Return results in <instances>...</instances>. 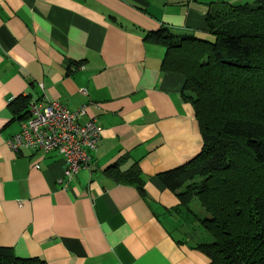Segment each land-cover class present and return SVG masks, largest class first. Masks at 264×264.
I'll return each instance as SVG.
<instances>
[{
  "label": "crops",
  "instance_id": "crops-1",
  "mask_svg": "<svg viewBox=\"0 0 264 264\" xmlns=\"http://www.w3.org/2000/svg\"><path fill=\"white\" fill-rule=\"evenodd\" d=\"M254 0H0V247L45 264H207L175 244L165 210L177 198L157 175L189 161L202 141L183 77L159 67L161 27L209 40L207 13ZM76 66L73 71L68 68ZM84 108L100 139L91 162L66 181L59 154L11 153L15 97ZM136 163L142 193L104 170ZM33 165H37L35 169Z\"/></svg>",
  "mask_w": 264,
  "mask_h": 264
},
{
  "label": "trees",
  "instance_id": "trees-1",
  "mask_svg": "<svg viewBox=\"0 0 264 264\" xmlns=\"http://www.w3.org/2000/svg\"><path fill=\"white\" fill-rule=\"evenodd\" d=\"M205 25L209 40L166 27L145 38L163 47L161 70L182 75L179 95L192 107L202 141L193 158L157 175L177 198L165 211L208 234L209 241L191 244L179 227L175 240L204 255L207 264H264V0L223 5L206 14ZM28 102L20 96L10 101L18 122L27 116ZM121 162L104 172L142 193L138 165L121 171ZM0 264L45 263L0 247Z\"/></svg>",
  "mask_w": 264,
  "mask_h": 264
},
{
  "label": "built area",
  "instance_id": "built-area-1",
  "mask_svg": "<svg viewBox=\"0 0 264 264\" xmlns=\"http://www.w3.org/2000/svg\"><path fill=\"white\" fill-rule=\"evenodd\" d=\"M26 111L25 119L19 121L18 131L5 140V145L15 154L22 151L59 154L63 168L55 183L64 189L66 181L89 166L91 153L100 139V127L94 118L78 122L84 114L83 107L71 111L44 97L29 100Z\"/></svg>",
  "mask_w": 264,
  "mask_h": 264
},
{
  "label": "rangeland",
  "instance_id": "rangeland-1",
  "mask_svg": "<svg viewBox=\"0 0 264 264\" xmlns=\"http://www.w3.org/2000/svg\"><path fill=\"white\" fill-rule=\"evenodd\" d=\"M197 205L195 202L192 203V208L194 210H197ZM176 222L177 227H182L183 231L186 233V241H188L191 244H194L196 242H204L209 241V236L207 233H205L202 229L199 227H193V224H190L188 220H185L184 217L182 218H176L174 219ZM193 227V231H191V228ZM190 228V229H189ZM190 230V231H187ZM196 235V236H194ZM179 238L181 237V234H178Z\"/></svg>",
  "mask_w": 264,
  "mask_h": 264
}]
</instances>
